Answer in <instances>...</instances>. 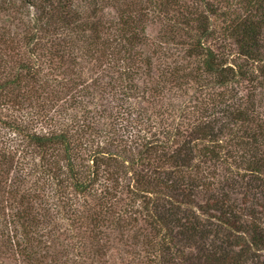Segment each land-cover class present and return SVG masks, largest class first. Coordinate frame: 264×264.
Instances as JSON below:
<instances>
[{
	"label": "trees",
	"instance_id": "obj_1",
	"mask_svg": "<svg viewBox=\"0 0 264 264\" xmlns=\"http://www.w3.org/2000/svg\"><path fill=\"white\" fill-rule=\"evenodd\" d=\"M259 87L264 0H0V264H264Z\"/></svg>",
	"mask_w": 264,
	"mask_h": 264
},
{
	"label": "rangeland",
	"instance_id": "obj_2",
	"mask_svg": "<svg viewBox=\"0 0 264 264\" xmlns=\"http://www.w3.org/2000/svg\"><path fill=\"white\" fill-rule=\"evenodd\" d=\"M233 7H231V8H233ZM32 12H33L32 15H36L35 9H33ZM154 12L155 11H153L152 13H154ZM155 13L158 14L157 12H155ZM154 15L155 14H150V17L158 18V17H156ZM158 16H161V15L158 14ZM31 18L32 17H30L29 20L31 21V23H34ZM15 21H18V20L15 19L13 22H9V21L7 22L6 21V22H4V24L8 25V26L11 25V28H12L15 25ZM218 21L221 22L222 19H220ZM147 25H148V30L147 31H148L150 37L157 41L158 37H159V32H160V30L162 28V24L160 22H158V21H153V23L150 21V22H147ZM159 46H160V44H159ZM159 46H156V47H158V50L161 49ZM162 50H163V52H167V55L169 57V58H165V57H163L162 53L159 52V53H161L162 57L165 60L169 61L170 59L177 57V58H179V60H181L182 65L185 64V61L183 59L184 57L182 58V56H184V50H180V48H178V46H175V44H173V42L172 43H162ZM171 54H173V56H171ZM175 54H177L178 56H175ZM185 55H186V53H185ZM163 58H162V61L164 62ZM186 58H187V63H189V62L190 63H194V59H192L193 60L192 61L191 59H189V57H186ZM219 90H222V89L219 88ZM249 90H250V88H249L248 85L246 87H245V85L243 87H240V91H239L240 95L244 98L246 96L247 92H249ZM208 93H209V87H208V89L205 88L204 90L199 92L198 90H196L193 87V85L191 83V85L188 86L187 89H173L170 92L169 97L175 99V100H170V102H174L172 104V106H174V105H177V107L179 106L177 112H179V114L181 115L182 119H184V121H190V120H192V115H199L196 112V110H201L202 106H205V102H206L205 99H207V97H209ZM255 93H256V97L254 96V100H253L254 102L253 103L256 106L258 105L259 110H260V112L262 114V117L264 118V87L263 88L259 87V89L256 90ZM194 97H195V101H194ZM164 102L166 103V101H164ZM187 105H188V107H187ZM184 106H185V108H184ZM192 106H194L195 108H193ZM215 110H219V108H216ZM215 114H218V113L215 112ZM212 118H214V116H212ZM102 124H103V122L101 121L100 126H102ZM111 148L112 147H110V149ZM84 154L86 155L87 153L84 152ZM82 156L83 157H81V158L85 157L84 155H82ZM228 169H229L228 166H227V168L225 166H222L221 169H219V171H220L219 178L223 182L225 181V177L224 176H225V173H227ZM247 180L248 179H246L243 182L244 185H247V183L249 182V180L248 181ZM227 189L229 190L230 187H228ZM254 194H256V191H253V193L251 194V197H252L253 200H256V196ZM239 197H240V200H241V198H242V201L245 200L243 198L242 194ZM75 203L79 204L77 199L75 200ZM58 211H59V215H63V216H66V213H69V211H67L66 209H62L61 207H58ZM63 222L65 223L66 221L63 220ZM73 233L76 235V233L73 232V230L70 231V235H73V237H71V240L69 241V242H73L71 244L72 249H70V257L75 256V258H78L77 254H76L78 251H77V249H75L76 238L74 237ZM232 247L233 246L230 247V245L227 247V248H231L230 249L231 253L233 252V250H235ZM119 251H120L119 248H111L110 251L106 254V256H104L103 258H102V256H99V257H97V260L101 259V264H103L104 262L107 263V264H120L119 258L121 257L120 253L122 251L120 253H119ZM79 259H80V262L76 263V262L73 261L74 263H69V264H86V263L90 264L89 262H90V260H92V258L89 260L88 257L85 259L84 256H83V258H79ZM262 259H263V257H262L261 253L260 254H256L255 256H253V258H250L247 261L246 264H263L262 263ZM87 260H89V261L87 262Z\"/></svg>",
	"mask_w": 264,
	"mask_h": 264
}]
</instances>
